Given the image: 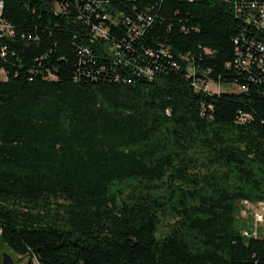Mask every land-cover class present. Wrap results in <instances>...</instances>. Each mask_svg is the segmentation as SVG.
I'll list each match as a JSON object with an SVG mask.
<instances>
[{
  "label": "trees",
  "instance_id": "trees-1",
  "mask_svg": "<svg viewBox=\"0 0 264 264\" xmlns=\"http://www.w3.org/2000/svg\"><path fill=\"white\" fill-rule=\"evenodd\" d=\"M0 2L14 264H264L238 213L264 202V32L244 1Z\"/></svg>",
  "mask_w": 264,
  "mask_h": 264
},
{
  "label": "built area",
  "instance_id": "built-area-1",
  "mask_svg": "<svg viewBox=\"0 0 264 264\" xmlns=\"http://www.w3.org/2000/svg\"><path fill=\"white\" fill-rule=\"evenodd\" d=\"M244 1L246 4V9L248 11V20L252 21L258 28H260L264 32V0H241ZM0 8H1V2H0ZM0 29L4 32H11V29L8 24L3 23L0 20ZM92 30L95 34L104 35L105 31L100 26H93ZM256 49H258V52H260L261 55L258 56L257 59H264V46L260 43L256 44ZM252 53L250 51H247L245 54V61H243L245 64L247 63V60L251 58ZM2 55V52H1ZM211 83V82H209ZM208 83H205L203 85V89L207 90L206 85ZM240 89H243V86L240 87ZM251 207L253 210V217L255 222H261L263 220L264 215V202L262 201H256V202H249L246 200H241L238 202V213L239 216L243 215L245 213V208ZM242 234L246 235V231H242ZM251 234L254 236L256 235L255 231L252 230Z\"/></svg>",
  "mask_w": 264,
  "mask_h": 264
},
{
  "label": "rangeland",
  "instance_id": "rangeland-1",
  "mask_svg": "<svg viewBox=\"0 0 264 264\" xmlns=\"http://www.w3.org/2000/svg\"><path fill=\"white\" fill-rule=\"evenodd\" d=\"M206 88L208 91H214V92H220V91H224V92H236V87L230 84H213V83H208L206 85ZM247 216L251 217V228L252 230L255 231V233H259L260 235L264 236V215H263V220L261 222H255L254 221V217H253V210L251 207H246L245 208V213L243 215H240L241 218H246ZM3 251L2 248V244H1V240H0V254ZM8 254V253H7ZM18 259V260H17ZM16 264H25L26 260L23 258H18V257H14V259Z\"/></svg>",
  "mask_w": 264,
  "mask_h": 264
},
{
  "label": "water",
  "instance_id": "water-1",
  "mask_svg": "<svg viewBox=\"0 0 264 264\" xmlns=\"http://www.w3.org/2000/svg\"><path fill=\"white\" fill-rule=\"evenodd\" d=\"M0 264H14L9 254L2 252L0 254Z\"/></svg>",
  "mask_w": 264,
  "mask_h": 264
}]
</instances>
